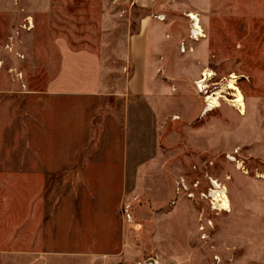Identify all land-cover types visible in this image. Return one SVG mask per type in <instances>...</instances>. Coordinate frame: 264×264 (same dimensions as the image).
I'll list each match as a JSON object with an SVG mask.
<instances>
[{
  "label": "crops",
  "instance_id": "obj_1",
  "mask_svg": "<svg viewBox=\"0 0 264 264\" xmlns=\"http://www.w3.org/2000/svg\"><path fill=\"white\" fill-rule=\"evenodd\" d=\"M128 1L30 0L33 14H95L93 36L51 39L39 69L34 65L29 71L40 84H30L27 92L16 83L0 86V169L6 164V142L13 169H121L119 182L103 185L115 191L107 193L112 205H100L103 215L107 211L117 217L109 245L81 244L68 252L51 245L44 250H2L0 264H134L149 244L164 251L166 235H192L189 223H195L198 211L176 192V185L194 164L208 166V113L202 115L194 87L208 69V51L203 39L182 41L170 15L210 12L213 0L197 5L135 0L132 8ZM247 8L264 13V0H254ZM20 10V0H0V22L14 20ZM135 12L140 15L135 17ZM181 42L191 51L180 53ZM261 104L255 98L253 106ZM167 125L186 131L173 134L179 149L172 156ZM251 195L239 198L237 225L226 235L234 240L235 259L220 264H264V190L254 186ZM127 204H140L148 234L144 245L121 215ZM201 254L196 248L181 250L172 264H206L199 260Z\"/></svg>",
  "mask_w": 264,
  "mask_h": 264
},
{
  "label": "rangeland",
  "instance_id": "obj_2",
  "mask_svg": "<svg viewBox=\"0 0 264 264\" xmlns=\"http://www.w3.org/2000/svg\"><path fill=\"white\" fill-rule=\"evenodd\" d=\"M186 1L197 5L201 0H179L181 5ZM252 1L213 0L212 10L199 14L208 51V69L205 70L213 73L208 93L197 95L203 107L202 115L208 113L205 116L208 119V166L201 168L194 164L188 173H181L176 185V192L188 198L198 211L195 223H189L193 236L184 239L178 232L168 234L164 251L157 252L156 247L149 244L134 264L148 259L172 264L181 250L195 248L200 249L199 260L206 264L208 260L220 264L232 263L235 259L237 248L234 240L226 235L237 225L238 200L251 198L254 186L264 190V13L248 12L247 5ZM29 4L30 0H20L21 10L14 20L0 22V86L11 87L16 83L26 92L30 84H40L41 79L29 77V71L34 65L39 69L44 60L43 52L50 47L49 41L93 36L96 18L95 14H33L28 9ZM190 12L193 11L170 15L181 40L188 43H191L187 18ZM34 52L36 63L32 57ZM51 56L55 65L58 57L55 52ZM232 75L244 98L245 115L229 103L233 98L225 87ZM221 89L227 101L221 99L219 108L205 112L207 97ZM255 98L262 102L259 108L253 106ZM200 127L195 126L194 130ZM175 133L185 134L186 131L183 127L166 126L170 156L179 149L178 142L172 138ZM9 148L10 143L6 142V164L0 169V251L44 250L51 245L57 252H68L77 250L81 244L107 248L108 234L115 231L117 217L106 210L104 215L100 211L101 204L107 208L114 202L107 195L115 192L114 189L110 191L103 185L119 182L121 169H60L59 166L58 169H13ZM214 183L226 189L230 212L215 207ZM125 206H129L131 223L126 221ZM138 206L123 205L121 215L137 232L138 243L144 245L148 234ZM208 251L211 252L209 258Z\"/></svg>",
  "mask_w": 264,
  "mask_h": 264
},
{
  "label": "bare ground",
  "instance_id": "obj_3",
  "mask_svg": "<svg viewBox=\"0 0 264 264\" xmlns=\"http://www.w3.org/2000/svg\"><path fill=\"white\" fill-rule=\"evenodd\" d=\"M203 37V36H202ZM205 79H211L213 76V73L209 70H204ZM200 85L205 83V80L201 81ZM226 90L231 91L229 94L233 98L232 100H229V103L235 107L240 114L245 115V104H244V98L241 92L236 88L235 86V76L232 75L229 80H227L226 84ZM224 90V89H223ZM222 89L218 90L216 93H211V96L207 97L208 101V107L205 112L213 111L220 107V100H226L224 97H222V94L224 93ZM227 101V100H226ZM214 189L213 192V201L215 202V207L219 211H228L230 212V202L226 194V189L222 188L217 185V183H214ZM220 189V191H219Z\"/></svg>",
  "mask_w": 264,
  "mask_h": 264
},
{
  "label": "built area",
  "instance_id": "obj_4",
  "mask_svg": "<svg viewBox=\"0 0 264 264\" xmlns=\"http://www.w3.org/2000/svg\"><path fill=\"white\" fill-rule=\"evenodd\" d=\"M128 3H129V6L131 8L134 7L136 4L135 0H130V1H128ZM161 17H163V19H161ZM154 18L158 21L164 20V16H160V15H156V16H154ZM187 18L189 20L188 40H190L191 42H197V41L203 39L202 36H204V33H203V30H202V27L200 24L199 14L190 12V13H187ZM179 50H180V53H184L185 51H191V48L188 47L187 44H185V42H181ZM203 80H205V83L200 85V83H202L201 81H203ZM209 81H211V79L210 78L205 79V75L203 72L202 77L198 81L194 82L195 89L197 90V92L199 94L205 96V94L208 93V86H209L208 82ZM211 205L213 206V202H211ZM124 213H125V218H126L127 223H131L132 218H131V215L129 213V206L124 207ZM214 260L219 261V258L214 257ZM137 264H159V263L155 259H148L147 261L138 262Z\"/></svg>",
  "mask_w": 264,
  "mask_h": 264
}]
</instances>
